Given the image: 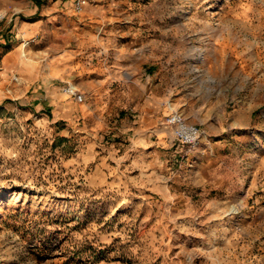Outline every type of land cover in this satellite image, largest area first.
Returning <instances> with one entry per match:
<instances>
[{"label": "rangeland", "instance_id": "374dc122", "mask_svg": "<svg viewBox=\"0 0 264 264\" xmlns=\"http://www.w3.org/2000/svg\"><path fill=\"white\" fill-rule=\"evenodd\" d=\"M0 12V264H264V0ZM155 88L196 148L154 133Z\"/></svg>", "mask_w": 264, "mask_h": 264}, {"label": "crops", "instance_id": "0c3cea01", "mask_svg": "<svg viewBox=\"0 0 264 264\" xmlns=\"http://www.w3.org/2000/svg\"><path fill=\"white\" fill-rule=\"evenodd\" d=\"M41 25H28L24 24L22 25L20 30L25 31L27 35H32L36 29H38ZM18 29V31H19ZM16 25H13L8 31L15 32ZM7 31V32H8ZM18 54V52H16ZM13 56V54H9L5 56V58H22L19 55ZM134 62L143 60L145 62L149 63H160L162 64V60L165 61L166 58H132ZM164 65V64H163ZM165 67L163 66V71ZM160 73V72H159ZM151 79V78H150ZM162 83V81H161ZM170 99L168 93L166 91L159 92L156 88L153 90H150L147 93L146 98L144 99V104L141 106V111L144 112L147 116L148 124L151 126V128L154 129V133L157 134L159 137H162L165 133V131L160 126L161 119L159 117V114L166 113L167 114V108L164 106V103H166ZM165 114V115H166ZM184 114V113H183Z\"/></svg>", "mask_w": 264, "mask_h": 264}, {"label": "built area", "instance_id": "2783aa9c", "mask_svg": "<svg viewBox=\"0 0 264 264\" xmlns=\"http://www.w3.org/2000/svg\"><path fill=\"white\" fill-rule=\"evenodd\" d=\"M86 6V0H74L76 12H82ZM5 18V14L0 12V22ZM66 92L74 95L77 100H83L84 96L74 87H68ZM165 124L169 125L179 144L196 148L201 140V130L197 124L191 123L186 116L177 110H173L165 117Z\"/></svg>", "mask_w": 264, "mask_h": 264}, {"label": "trees", "instance_id": "16d2710c", "mask_svg": "<svg viewBox=\"0 0 264 264\" xmlns=\"http://www.w3.org/2000/svg\"><path fill=\"white\" fill-rule=\"evenodd\" d=\"M35 1L37 4H41L42 0H33Z\"/></svg>", "mask_w": 264, "mask_h": 264}]
</instances>
